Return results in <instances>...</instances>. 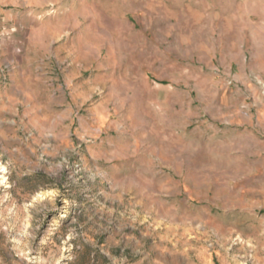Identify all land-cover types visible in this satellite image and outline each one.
Segmentation results:
<instances>
[{
    "label": "rangeland",
    "instance_id": "obj_1",
    "mask_svg": "<svg viewBox=\"0 0 264 264\" xmlns=\"http://www.w3.org/2000/svg\"><path fill=\"white\" fill-rule=\"evenodd\" d=\"M0 264H264V0H0Z\"/></svg>",
    "mask_w": 264,
    "mask_h": 264
},
{
    "label": "crops",
    "instance_id": "obj_2",
    "mask_svg": "<svg viewBox=\"0 0 264 264\" xmlns=\"http://www.w3.org/2000/svg\"><path fill=\"white\" fill-rule=\"evenodd\" d=\"M51 47H53V40L50 42Z\"/></svg>",
    "mask_w": 264,
    "mask_h": 264
}]
</instances>
